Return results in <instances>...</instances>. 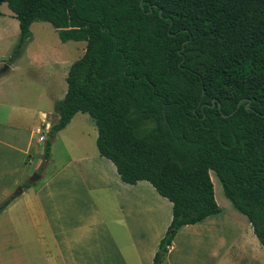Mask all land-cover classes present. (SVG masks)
Returning a JSON list of instances; mask_svg holds the SVG:
<instances>
[{
    "label": "trees",
    "instance_id": "16d2710c",
    "mask_svg": "<svg viewBox=\"0 0 264 264\" xmlns=\"http://www.w3.org/2000/svg\"><path fill=\"white\" fill-rule=\"evenodd\" d=\"M3 1L20 29L7 63L33 21L86 42L55 103L44 158L56 132L88 113L97 151L120 178L147 180L171 202L153 264L182 225L221 211L210 170L264 246V0Z\"/></svg>",
    "mask_w": 264,
    "mask_h": 264
},
{
    "label": "crops",
    "instance_id": "0c3cea01",
    "mask_svg": "<svg viewBox=\"0 0 264 264\" xmlns=\"http://www.w3.org/2000/svg\"><path fill=\"white\" fill-rule=\"evenodd\" d=\"M19 33L12 10L0 11V67ZM32 41L0 73L22 70L24 78L31 65L22 60ZM27 61L53 68L37 81L42 92L33 111L16 102L17 81L0 87V202L13 197L0 212V264H153L172 218L171 202L147 180L131 184L120 178L113 162L97 151V128L88 113H75L56 132L53 140L60 138L65 158L47 177L43 170L38 181H27L34 157L41 159L34 170L53 161L54 143L45 159V138L37 129L48 134L58 118L55 103L66 92L59 85L65 71L59 79L54 70L57 62ZM231 215L235 221L221 211L182 225L160 264H264V246L246 215L235 208Z\"/></svg>",
    "mask_w": 264,
    "mask_h": 264
},
{
    "label": "rangeland",
    "instance_id": "374dc122",
    "mask_svg": "<svg viewBox=\"0 0 264 264\" xmlns=\"http://www.w3.org/2000/svg\"><path fill=\"white\" fill-rule=\"evenodd\" d=\"M0 11L2 12L10 11V9L7 6V2L5 1L0 2ZM30 31L31 33H30L29 41L31 40V38H33V41L31 42L30 46L27 48V56L26 57L24 56L22 60L23 63L22 62L21 63L30 64L31 66L26 65L29 68L27 69V73L24 74V78H23L22 70L17 72L15 76H12L11 72H6L5 74L0 73V87L6 89V87L9 86L8 83L12 81H17L18 90L20 94H19V97H16L17 98L16 102L17 103L18 101L21 102V104H23L24 106L30 107L33 111L34 108L38 106V103L40 100L38 95H40L42 92V87L41 85L37 84V81H41V76L44 73H46L48 69H52L53 67H47L48 64L42 67V65L37 64L35 62H28L27 61L28 57H29V60H32V61H39L43 59L44 61L48 63H52V65L55 62H57L58 64L55 65L54 70H56L58 78L60 77L61 73L65 71L64 77H63L64 82L59 81V85L64 88V92H65L67 88L66 81H65V76L67 74V71L71 63L75 61L76 59H78L83 54L85 46H86V42L83 40L61 41V39L59 38L57 34L56 29L49 22H46V21L33 22L31 24ZM14 45L12 46L10 53ZM56 66H57V69H56ZM52 90L53 88L50 89V91ZM44 97L47 98L46 96ZM84 115H87V114H84ZM87 117L90 121L91 118L88 115ZM89 125L94 126L93 123ZM89 130L91 132V129L88 127L87 131ZM89 134H90V137H88L89 138L88 142L91 143V141L94 139V136L92 132ZM46 137L47 135L45 136V139ZM53 143H54L53 151H52L53 161L49 165H45L44 162H42V164L39 165V168L34 170V172H37L39 175L41 171L44 170L45 171L44 174L47 177L54 170L55 166L59 163V161L63 160L66 156V153L64 152L60 138H57L55 141L52 140L51 145ZM30 168L31 166H29V169H28L29 174H30ZM32 174H30L27 177V181L28 179L31 178ZM209 174H210V177L213 183L214 196H215L217 204L220 206L221 211L225 213L230 218V220L235 221V219L231 215V212L233 211L234 208L231 202L224 195L222 186L217 176L212 170L209 171ZM39 179H36L35 181H38ZM225 223H226L225 221L219 222V224H225Z\"/></svg>",
    "mask_w": 264,
    "mask_h": 264
},
{
    "label": "water",
    "instance_id": "95a60500",
    "mask_svg": "<svg viewBox=\"0 0 264 264\" xmlns=\"http://www.w3.org/2000/svg\"><path fill=\"white\" fill-rule=\"evenodd\" d=\"M2 1L3 0H0V2H2ZM1 61L3 62V65L0 68V71H5L8 67V64L6 63V57L5 56L1 57ZM247 108H249V106H247ZM40 160L41 159H39L37 157H34V159H33L32 166L30 168V173L31 174L33 173L31 178H30L32 181L36 180L40 176L37 172H34V168L38 166V164L40 163ZM18 190L22 191V186H18Z\"/></svg>",
    "mask_w": 264,
    "mask_h": 264
},
{
    "label": "built area",
    "instance_id": "2783aa9c",
    "mask_svg": "<svg viewBox=\"0 0 264 264\" xmlns=\"http://www.w3.org/2000/svg\"><path fill=\"white\" fill-rule=\"evenodd\" d=\"M45 127H48L47 125ZM37 132L40 133V139H44L45 138V131L43 130V128H38Z\"/></svg>",
    "mask_w": 264,
    "mask_h": 264
}]
</instances>
